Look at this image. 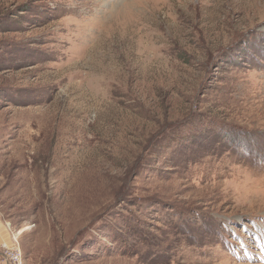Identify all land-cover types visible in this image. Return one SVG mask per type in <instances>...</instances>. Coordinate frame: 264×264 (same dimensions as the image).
<instances>
[{"label":"rangeland","instance_id":"obj_1","mask_svg":"<svg viewBox=\"0 0 264 264\" xmlns=\"http://www.w3.org/2000/svg\"><path fill=\"white\" fill-rule=\"evenodd\" d=\"M0 218L23 264H264V0H0Z\"/></svg>","mask_w":264,"mask_h":264},{"label":"crops","instance_id":"obj_2","mask_svg":"<svg viewBox=\"0 0 264 264\" xmlns=\"http://www.w3.org/2000/svg\"><path fill=\"white\" fill-rule=\"evenodd\" d=\"M12 243L11 238L9 237L8 234V229L5 226V223L2 222L1 218H0V264H9L6 261H2V251L5 247L10 246Z\"/></svg>","mask_w":264,"mask_h":264},{"label":"built area","instance_id":"obj_3","mask_svg":"<svg viewBox=\"0 0 264 264\" xmlns=\"http://www.w3.org/2000/svg\"><path fill=\"white\" fill-rule=\"evenodd\" d=\"M13 240L16 241V242H18L17 241V235L16 234L13 236ZM5 250H6V254H5L6 255V258L9 261H11L13 264H23L22 251H21L20 247L19 248L17 246L16 247H13V248L6 247Z\"/></svg>","mask_w":264,"mask_h":264},{"label":"bare ground","instance_id":"obj_4","mask_svg":"<svg viewBox=\"0 0 264 264\" xmlns=\"http://www.w3.org/2000/svg\"><path fill=\"white\" fill-rule=\"evenodd\" d=\"M27 142V141H26ZM27 144V143H25ZM26 146V145H25ZM28 148V150L26 152H22L21 155L22 157H19L17 160L16 159H13V160H10L9 163L11 165H15V166H18L20 169L23 167V166H28L27 164V154L29 153V150L30 148L29 147H26ZM14 158V157H12ZM25 230V228L19 230L18 234L22 233L23 231Z\"/></svg>","mask_w":264,"mask_h":264}]
</instances>
